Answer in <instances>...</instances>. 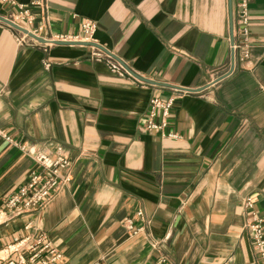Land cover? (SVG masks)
<instances>
[{
  "label": "crops",
  "instance_id": "obj_1",
  "mask_svg": "<svg viewBox=\"0 0 264 264\" xmlns=\"http://www.w3.org/2000/svg\"><path fill=\"white\" fill-rule=\"evenodd\" d=\"M15 1H41L28 29L48 41L91 20L93 44L135 74L204 90L122 76L96 48L36 45L0 21V210L36 153L64 149L74 162L46 207L0 225V247L43 232L59 264H259L244 202L264 219V0L250 3L246 60L233 50L239 0ZM13 13L0 0V15ZM172 95L167 133L178 137L146 131L152 99ZM139 210L151 225L133 237L124 222Z\"/></svg>",
  "mask_w": 264,
  "mask_h": 264
},
{
  "label": "built area",
  "instance_id": "obj_2",
  "mask_svg": "<svg viewBox=\"0 0 264 264\" xmlns=\"http://www.w3.org/2000/svg\"><path fill=\"white\" fill-rule=\"evenodd\" d=\"M251 1L239 0L238 31L243 37V44L233 45L234 52L242 51L245 60L250 58L251 16L249 8ZM2 2L12 7L14 11L7 19L26 29H28V24L33 21L31 8L42 5L41 1L32 3V6L21 5L15 0H2ZM96 32V23L91 20H85L80 34L76 36L60 35L53 41L49 40V44H53L51 42L55 41L93 43ZM34 34L41 37L38 33ZM24 37L27 38L28 36L25 35ZM30 40L36 45H40L38 41ZM107 59L110 62L109 65L112 71L122 76L129 75L132 77L121 64L113 62L114 59L110 56L107 55ZM177 98L178 96L172 95L167 99H152L146 131L163 138L175 139L178 137L176 134L167 133ZM7 139L9 138L7 137ZM34 159L37 165L36 171L32 173L29 180L17 192L9 197L5 203V208L0 210V225L8 224L24 215L40 211L53 200L62 188L72 182L74 163L64 149H59L55 154L40 151L34 155ZM244 210L250 213L246 231L252 239L259 264H264V219L257 212L255 200L252 197L246 198ZM139 223L143 225H139ZM150 225L151 222L146 219L142 210L137 211L134 217L128 218L124 222V228L133 237L147 233ZM149 240L152 247L160 252L161 243L152 238L151 235H149ZM160 255V258L154 264H169L168 258L164 254ZM63 259L64 255L55 247L48 235L43 232L18 240L17 243L9 245L0 251V264L2 260H7L6 264H59Z\"/></svg>",
  "mask_w": 264,
  "mask_h": 264
},
{
  "label": "water",
  "instance_id": "obj_3",
  "mask_svg": "<svg viewBox=\"0 0 264 264\" xmlns=\"http://www.w3.org/2000/svg\"><path fill=\"white\" fill-rule=\"evenodd\" d=\"M0 21L7 24L10 27H12L13 29L23 33L24 35H27L28 37L42 43V44H46V43L50 42V41H48L42 37L35 35L31 31H29L28 29L23 28V27L19 26L18 24H15L14 22L10 21L9 19H7L1 15H0ZM51 43H53L55 45H62V46H85V47L96 48V49L104 52L108 56H110L112 59L117 61L119 64H121L132 75V77H134L136 80L143 82V83H146V84L170 88V89H174V90H178V91L201 92L204 90V89H200V90L182 89V88H178V87H173V86L168 85V84L158 83V82H154V81H150L148 79L142 78L139 75L135 74L119 57L112 54L111 52H109L106 48L102 47L101 45H97V44H93V43H72V42H58V41L51 42Z\"/></svg>",
  "mask_w": 264,
  "mask_h": 264
},
{
  "label": "rangeland",
  "instance_id": "obj_4",
  "mask_svg": "<svg viewBox=\"0 0 264 264\" xmlns=\"http://www.w3.org/2000/svg\"><path fill=\"white\" fill-rule=\"evenodd\" d=\"M26 36H27V35H26ZM72 161H73V160H72ZM73 163H74V162H73ZM13 221H15V220H12L11 222H13ZM11 222H9V223H11ZM9 223H8V224H9ZM15 243H17V241H16ZM13 244H14V243H12V244H10V245H13ZM8 246H9V245H6V246H4V247H0V251L3 250L4 248L8 247ZM6 263H7V260H6V261H5V260H4V261H3V260L1 261V264H6Z\"/></svg>",
  "mask_w": 264,
  "mask_h": 264
}]
</instances>
